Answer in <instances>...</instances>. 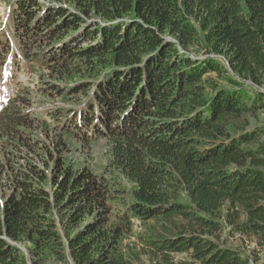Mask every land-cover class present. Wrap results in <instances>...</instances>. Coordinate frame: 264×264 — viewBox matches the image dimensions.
<instances>
[{
    "label": "trees",
    "instance_id": "obj_1",
    "mask_svg": "<svg viewBox=\"0 0 264 264\" xmlns=\"http://www.w3.org/2000/svg\"><path fill=\"white\" fill-rule=\"evenodd\" d=\"M15 5L20 58L34 53L78 107L55 112L53 139L17 110L24 97L0 101V264H247L223 236L264 243V126L250 123L264 114V0ZM71 130L106 140L105 173L70 160Z\"/></svg>",
    "mask_w": 264,
    "mask_h": 264
},
{
    "label": "rangeland",
    "instance_id": "obj_2",
    "mask_svg": "<svg viewBox=\"0 0 264 264\" xmlns=\"http://www.w3.org/2000/svg\"><path fill=\"white\" fill-rule=\"evenodd\" d=\"M19 0H0V101L4 102L8 98H15L21 95L26 103L25 107L20 104L17 110L21 111L23 115L35 116V119L39 121H46L50 126L48 130L42 128L37 134L41 136L42 134H49L53 139L58 138L59 132L56 129L59 123L54 121L55 112H59L60 117L59 122L64 121L68 116L66 115L67 110L76 109L75 103L71 104L68 99L65 98V93L62 95L61 89L64 85H60L55 82L52 78L47 75L45 66L40 60H36L35 54L31 53L30 58L24 60L20 58L21 51L18 50L19 41L15 32L14 18L13 14L15 11V4ZM48 3H52L53 0H45ZM23 29V28H22ZM21 29V31H22ZM207 56L202 53L194 51L191 54V58L196 60H204ZM211 57H214L211 55ZM215 83H218L220 87L228 86L225 81H221L219 78L214 76ZM54 85L56 87H54ZM264 91V87L261 88ZM70 99V98H69ZM78 98L74 97L71 99L73 102ZM77 105V104H76ZM34 119V120H35ZM251 126H264V114L259 113V117L256 119L250 118ZM72 126V125H70ZM61 129V127L59 126ZM72 128V127H70ZM73 136L65 133L63 138L67 143L68 148L71 150L69 153V158L75 164H80L81 166H88L98 174L105 173L108 167L109 161V147L107 146L106 140L91 139L87 136L78 134L75 131H70ZM118 188L120 189V198L122 199L123 205L125 203H130L131 199L129 192L132 190V184L128 180H124L122 177H118ZM122 205V206H123ZM121 211H126V206L122 207ZM154 222H150L153 225ZM133 234L132 237H128L127 242L131 244L132 251H140L144 248H149V245L144 237L146 227L141 226V222L134 221ZM155 226V225H154ZM231 228H227L226 234L223 236L225 239L226 248H231L238 251L241 256H244V242L250 238L246 235H241L238 233L230 234ZM253 240V239H250ZM129 248V250H130ZM25 249V248H24ZM125 249L126 256H129V251ZM172 259L175 263L178 262H192L189 253H173ZM132 259V258H131ZM134 260V259H132ZM136 264H155L153 259H151L145 252L141 254L140 260H135ZM47 264H58L53 259ZM69 264V263H68Z\"/></svg>",
    "mask_w": 264,
    "mask_h": 264
},
{
    "label": "bare ground",
    "instance_id": "obj_3",
    "mask_svg": "<svg viewBox=\"0 0 264 264\" xmlns=\"http://www.w3.org/2000/svg\"><path fill=\"white\" fill-rule=\"evenodd\" d=\"M244 255L247 264H264V243L256 240H245Z\"/></svg>",
    "mask_w": 264,
    "mask_h": 264
}]
</instances>
